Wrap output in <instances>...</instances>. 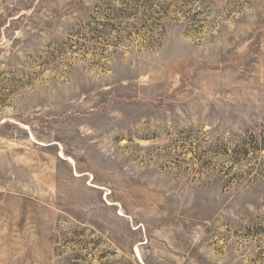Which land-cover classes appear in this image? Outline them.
<instances>
[{
  "label": "rangeland",
  "instance_id": "1",
  "mask_svg": "<svg viewBox=\"0 0 264 264\" xmlns=\"http://www.w3.org/2000/svg\"><path fill=\"white\" fill-rule=\"evenodd\" d=\"M0 264H264V0H0Z\"/></svg>",
  "mask_w": 264,
  "mask_h": 264
},
{
  "label": "bare ground",
  "instance_id": "2",
  "mask_svg": "<svg viewBox=\"0 0 264 264\" xmlns=\"http://www.w3.org/2000/svg\"><path fill=\"white\" fill-rule=\"evenodd\" d=\"M137 251V250H136ZM140 253V252H139Z\"/></svg>",
  "mask_w": 264,
  "mask_h": 264
}]
</instances>
